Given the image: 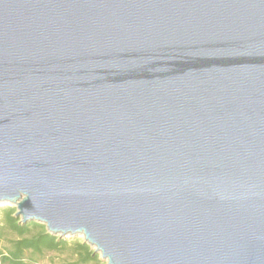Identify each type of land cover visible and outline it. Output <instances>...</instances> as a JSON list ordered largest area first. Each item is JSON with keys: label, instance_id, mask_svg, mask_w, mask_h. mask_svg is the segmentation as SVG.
I'll list each match as a JSON object with an SVG mask.
<instances>
[{"label": "water", "instance_id": "water-1", "mask_svg": "<svg viewBox=\"0 0 264 264\" xmlns=\"http://www.w3.org/2000/svg\"><path fill=\"white\" fill-rule=\"evenodd\" d=\"M0 206L105 264H264V0H0Z\"/></svg>", "mask_w": 264, "mask_h": 264}, {"label": "trees", "instance_id": "trees-1", "mask_svg": "<svg viewBox=\"0 0 264 264\" xmlns=\"http://www.w3.org/2000/svg\"><path fill=\"white\" fill-rule=\"evenodd\" d=\"M14 214L13 207L2 210L0 264H39L46 255L65 251L70 252L72 260L63 264H102L99 256L84 242L51 236L40 224L22 225ZM9 235L12 238L6 237Z\"/></svg>", "mask_w": 264, "mask_h": 264}, {"label": "rangeland", "instance_id": "rangeland-1", "mask_svg": "<svg viewBox=\"0 0 264 264\" xmlns=\"http://www.w3.org/2000/svg\"><path fill=\"white\" fill-rule=\"evenodd\" d=\"M4 208H5L4 206H0V219L2 217V210ZM6 237L8 239L12 238L11 235L6 236ZM64 239L71 241V242H73V241H82L83 242L81 237H76V238L66 237ZM4 243H5V241H4ZM90 249L93 251L92 248H90ZM99 259H100V257H99ZM71 260H72V255L70 254V252L65 251L62 253H50V254L46 255L45 258L39 264H63V263H66L68 261H71ZM100 261L102 264H105V262L102 261L101 259H100Z\"/></svg>", "mask_w": 264, "mask_h": 264}]
</instances>
